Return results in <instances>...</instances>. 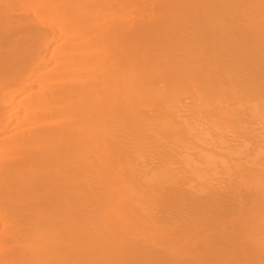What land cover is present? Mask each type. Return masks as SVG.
Instances as JSON below:
<instances>
[{"label": "bare ground", "instance_id": "bare-ground-1", "mask_svg": "<svg viewBox=\"0 0 264 264\" xmlns=\"http://www.w3.org/2000/svg\"><path fill=\"white\" fill-rule=\"evenodd\" d=\"M0 264H264V0H0Z\"/></svg>", "mask_w": 264, "mask_h": 264}]
</instances>
